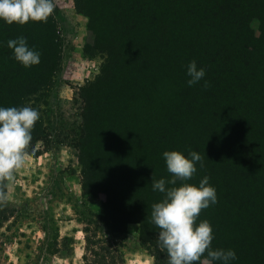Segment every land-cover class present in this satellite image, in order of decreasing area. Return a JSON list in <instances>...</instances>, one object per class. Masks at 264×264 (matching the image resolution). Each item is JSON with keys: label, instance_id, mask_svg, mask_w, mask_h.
<instances>
[{"label": "trees", "instance_id": "trees-1", "mask_svg": "<svg viewBox=\"0 0 264 264\" xmlns=\"http://www.w3.org/2000/svg\"><path fill=\"white\" fill-rule=\"evenodd\" d=\"M74 6L92 33L85 54L103 57L79 90V122L65 132L77 150L84 193L104 195L97 211H80L85 250L97 257L83 255L85 264H116L129 223H137L153 264H168L151 217L164 195L152 190V174L172 176L166 150L204 157L186 183L209 176L216 188L218 202L197 220L210 221L212 247L234 249L232 264H264V0H74ZM18 36L41 49L39 62L13 58L6 42ZM59 47L51 14L26 24L0 20V106L40 101ZM193 59L206 76L188 86ZM49 128L41 116L36 120L28 154L40 152L35 145L47 141ZM7 180L0 178V221L13 216L4 202ZM96 244L99 251L90 249Z\"/></svg>", "mask_w": 264, "mask_h": 264}, {"label": "rangeland", "instance_id": "rangeland-1", "mask_svg": "<svg viewBox=\"0 0 264 264\" xmlns=\"http://www.w3.org/2000/svg\"><path fill=\"white\" fill-rule=\"evenodd\" d=\"M55 3L51 15L57 23L59 63L43 90L46 94L34 100L50 127L49 136L36 143L40 152L28 154L7 180L4 202L13 216L0 221V264H85L83 255L88 261L97 259L85 250L78 219L83 209L97 211L104 195L93 198L84 193L77 150L65 132L79 122V90L97 75L103 57L85 54L92 33L74 0ZM252 26L256 29L257 22ZM91 248L99 251L97 244ZM153 263L154 257L139 244L137 223L127 224L116 264Z\"/></svg>", "mask_w": 264, "mask_h": 264}, {"label": "clouds", "instance_id": "clouds-1", "mask_svg": "<svg viewBox=\"0 0 264 264\" xmlns=\"http://www.w3.org/2000/svg\"><path fill=\"white\" fill-rule=\"evenodd\" d=\"M55 7V0H0V20L7 24H26L38 18L47 19L54 14ZM6 43L21 65L41 60V49L29 45L25 36L9 39ZM186 74L190 77L187 85L193 86L206 76V70L198 67L193 59L186 65ZM208 84L204 80L203 86ZM40 116L39 105L32 101L0 106V178L14 177L15 171L24 164L33 127ZM162 156L172 176L155 179L152 174V190L164 195L152 204L151 217L160 229L157 243L167 251L168 264H232L238 259L235 250L214 249L210 221L204 219L197 223L201 210L218 202L216 188L209 183L210 177L204 176L198 185L186 183L197 172V163L204 167V157L196 150H188L187 156L178 150H166ZM178 181L181 182L179 186Z\"/></svg>", "mask_w": 264, "mask_h": 264}, {"label": "crops", "instance_id": "crops-1", "mask_svg": "<svg viewBox=\"0 0 264 264\" xmlns=\"http://www.w3.org/2000/svg\"><path fill=\"white\" fill-rule=\"evenodd\" d=\"M70 263V262H69Z\"/></svg>", "mask_w": 264, "mask_h": 264}]
</instances>
